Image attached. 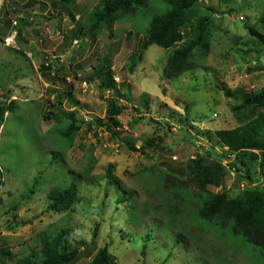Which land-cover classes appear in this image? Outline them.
I'll use <instances>...</instances> for the list:
<instances>
[{
  "label": "rangeland",
  "instance_id": "1",
  "mask_svg": "<svg viewBox=\"0 0 264 264\" xmlns=\"http://www.w3.org/2000/svg\"><path fill=\"white\" fill-rule=\"evenodd\" d=\"M1 1L18 25L13 30L24 35L20 43L15 38V49L0 43V102L12 103L0 129V264H16L31 252L32 262H37L42 233L55 236L61 230L69 231L72 246L84 250L76 264H89L105 245L116 258L113 264H264V253L230 227L195 216L193 187L176 189L186 202L177 212L180 202L164 183L165 176L185 179L189 159L224 151L206 132L238 125L231 111L236 101L216 84L233 93L264 87V47L246 29L256 25L264 0H197L182 32L209 16L210 50H194L193 68L172 79L163 77V69L174 48L152 45L136 56L134 73L128 70L151 19L168 9L162 0H148L135 14L118 17L112 35L106 29L91 41L80 40L82 35L70 40L77 23L57 16L47 0ZM100 1L78 0L75 20L82 23ZM104 56L112 60L119 82L115 80L127 99L120 102L119 116L125 135L140 149L154 138L155 149L129 151L97 126L95 118H104L108 93L99 91L93 69ZM43 59L64 63L59 75H65V83L43 82L37 73ZM68 85L76 105L64 101L61 107L76 111L81 128L69 149L58 132L65 125L41 117L48 101L56 103L68 94ZM185 114L191 126L178 121ZM233 161V155L225 156L222 164L229 171L220 187L208 186V191L236 197L246 188L262 186L258 163L247 181L230 170ZM109 167L121 188L107 183ZM86 169L89 175L84 178ZM71 183L79 198L73 211H47L48 193ZM173 206L177 210H170Z\"/></svg>",
  "mask_w": 264,
  "mask_h": 264
},
{
  "label": "trees",
  "instance_id": "2",
  "mask_svg": "<svg viewBox=\"0 0 264 264\" xmlns=\"http://www.w3.org/2000/svg\"><path fill=\"white\" fill-rule=\"evenodd\" d=\"M27 1L33 3V0ZM77 1L47 0L49 5L57 10V16L60 18L66 16L73 23H77L76 30L70 31V40L72 37L82 35L83 38H79L82 41L85 39L91 41L106 29L112 35L110 28L118 17L135 14L140 7L146 6L148 2V0H101L89 11L83 22L79 23L78 20H75V14L73 13L76 10ZM162 1L168 9L165 13L155 15L151 19L146 35L140 41L138 53L131 59V65L128 67L130 74H133L137 67L136 56L138 55L140 58L152 45L162 49L174 48L163 69L165 79H172L183 72L190 71L193 68L190 59L194 50L199 49L204 54L210 50L209 22L211 20L209 16L199 19L194 26H190L187 33L182 32L187 20L193 14L192 8L197 0ZM40 6L42 10L46 7L44 3ZM25 25L30 27L31 23L25 22ZM256 25L259 26L258 29H256ZM256 25L246 27V29L249 35L264 47V33H262L264 31V11L256 21ZM23 35V31L17 30L16 39H18V42ZM65 36V40H69V36ZM64 68L63 62H48L43 59L38 66L37 73L43 82L48 85H52L54 81L65 83L67 79L65 75H59ZM93 74L98 81L99 91L108 93V97L104 99V118H95L97 126L103 128L112 140L120 142L121 146H125L129 151H142L147 147L155 149L152 148L155 144L154 138L150 139L147 145L140 149L136 148L129 137L125 135L119 116L123 111L120 102H126L127 99L125 94L120 91L119 83L115 80L112 60L108 56H104L100 64L93 69ZM88 80L90 79L88 78ZM216 85L225 97L236 101L231 111L235 115L238 125L232 129H219L213 133L206 132L207 138L208 134H213L216 145L224 151L222 153L213 151L206 153L207 155L189 159L185 179L165 176L164 183L168 189H174L172 195L180 202L179 207L181 208L177 207V212L184 210L186 207V202L177 195V191L182 187H193L195 191H191V193L195 194L196 199L192 205L195 216L199 220L212 225L230 227L234 235L241 236L247 243L259 248L264 253V87L249 93H233L232 90L226 89L223 83ZM67 89L68 94L65 96L60 95L56 103L48 101V108L41 117L43 121L52 120L57 125H65L58 132L61 138L67 140L69 149L73 146L81 128L78 125L76 111H64L61 107L64 101H67L69 106L76 105L75 96L71 93V85H68ZM11 108V101L7 105L0 102V129L7 111ZM173 114L181 118L180 114ZM178 121L192 125L186 114L184 118ZM88 124L91 126L92 123L89 122ZM226 155H233L234 157L233 163L229 165L230 170L247 181L251 180L253 175L256 174L257 170L253 169V166L258 163L260 166H258V175L261 176L262 186L246 188L236 197H230L225 191L218 193L208 191V186L220 187L222 179L229 171L222 164ZM93 162L95 161L91 163ZM89 170H84V178L89 175ZM111 172L112 170L109 167L105 176L107 183L121 188ZM77 194L78 188L74 183L69 184L62 190L50 191L47 196L49 201L47 211L54 213L72 212L74 205L79 202ZM173 209L177 210L175 206L170 207V210ZM98 226V224L95 226L93 238H96ZM39 240L40 257H36L38 263L32 262L35 253L31 252L30 255L17 259L16 264H76L80 254L84 251L80 246L71 245L73 238L68 230H61L55 236H50L45 231ZM115 260L116 258L109 252L108 245H105L95 252L89 264H113Z\"/></svg>",
  "mask_w": 264,
  "mask_h": 264
},
{
  "label": "crops",
  "instance_id": "3",
  "mask_svg": "<svg viewBox=\"0 0 264 264\" xmlns=\"http://www.w3.org/2000/svg\"><path fill=\"white\" fill-rule=\"evenodd\" d=\"M1 4H2V1L0 2V30L4 29V33L6 31H7V33L6 34H4V33L0 34V43H1L2 39H4L6 36H8L9 32L13 29L12 22L14 21V19H12V14L10 12H7L6 10H4Z\"/></svg>",
  "mask_w": 264,
  "mask_h": 264
},
{
  "label": "built area",
  "instance_id": "4",
  "mask_svg": "<svg viewBox=\"0 0 264 264\" xmlns=\"http://www.w3.org/2000/svg\"><path fill=\"white\" fill-rule=\"evenodd\" d=\"M17 25L16 22H12V27H15ZM16 35H17V31L16 30H11L9 35L6 36L2 41L1 43L6 46V47H13V48H16V45H15V38H16Z\"/></svg>",
  "mask_w": 264,
  "mask_h": 264
},
{
  "label": "clouds",
  "instance_id": "5",
  "mask_svg": "<svg viewBox=\"0 0 264 264\" xmlns=\"http://www.w3.org/2000/svg\"><path fill=\"white\" fill-rule=\"evenodd\" d=\"M115 79H117V78H115ZM118 80V79H117ZM118 82H119V80H118Z\"/></svg>",
  "mask_w": 264,
  "mask_h": 264
}]
</instances>
